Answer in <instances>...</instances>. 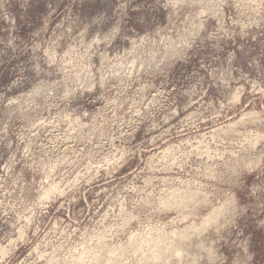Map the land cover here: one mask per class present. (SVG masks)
I'll list each match as a JSON object with an SVG mask.
<instances>
[{
	"label": "rangeland",
	"instance_id": "1",
	"mask_svg": "<svg viewBox=\"0 0 264 264\" xmlns=\"http://www.w3.org/2000/svg\"><path fill=\"white\" fill-rule=\"evenodd\" d=\"M193 225L180 264H264V0H0V264Z\"/></svg>",
	"mask_w": 264,
	"mask_h": 264
},
{
	"label": "bare ground",
	"instance_id": "2",
	"mask_svg": "<svg viewBox=\"0 0 264 264\" xmlns=\"http://www.w3.org/2000/svg\"><path fill=\"white\" fill-rule=\"evenodd\" d=\"M203 193V192H202ZM205 193V192H204ZM185 193H183L182 195H181V197H180V200H177V199H175L173 202H168V203H165V204H162L161 203V205H163V206H165L166 208L169 206V207H176V209L178 210V206L179 205H181L182 203H183V201L185 202V200H184V195ZM46 195V197L47 196H50L51 195V193H46L45 194ZM198 195V194H197ZM208 195V194H207ZM206 196V195H205ZM199 197V196H198ZM208 197V196H207ZM48 198V197H47ZM202 198H205V201H207L206 200V197H203L202 196ZM209 198V197H208ZM202 200V199H201ZM171 201V200H170ZM195 201V200H194ZM200 201V200H199ZM203 201V200H202ZM204 201V202H205ZM201 202V201H200ZM200 204V203H199ZM206 204H207V202H206ZM160 205V206H161ZM182 205H184V203L182 204ZM194 205V204H193ZM186 206H187V204H186ZM221 206V205H220ZM168 207V208H169ZM180 207V209H181V207L183 208L184 206H179ZM164 208V207H163ZM167 208V209H168ZM219 208V209H218ZM218 208H215V209H213L212 210V212L210 213V214H208V216L206 217V219L204 220V222L201 224V226L203 227V228H206L208 225L207 224H212L214 221L218 224V221H217V218L219 217V215H220V212H221V210H222V207H218ZM230 208V207H229ZM165 209V208H164ZM170 209V208H169ZM226 210L228 211V208H226ZM169 211V210H168ZM176 211V210H175ZM187 217V216H186ZM181 218H182V216H181ZM183 219V218H182ZM180 221H181V219H180ZM173 222V221H172ZM220 222V221H219ZM222 222V221H221ZM192 224H194V222H192ZM219 224H221V223H219ZM151 226V225H150ZM189 226V225H188ZM194 227L192 228V226H190L191 227V230L192 231H188L187 232V230L189 229L190 230V228L188 227L187 228V230H186V232L187 233H183L184 235H181L182 234V232L179 234V232H177V231H175V229L173 230V231H170L169 233H167L166 231H165V229L164 230H159V231H155V232H157L156 234H154V236L152 237V235L149 233V234H147L148 236H143L142 235V238H141V235H140V240L138 239L137 241H139V243L138 242H135L134 244H136V243H138V245H136V248L134 247V249H136L135 251V254H138V252L140 253V255L142 256V258H139L140 260H142V262H145L144 264H146L147 262H151V261H154L153 263H155L156 261H155V259H159V258H161V259H164L165 260V262H166V264H168L169 263V261H168V259H170V257H172V259L175 257V260L176 259H178V261L180 260L181 261V259L184 257V255L186 254L185 252H188V251H186V245L185 244H187V243H185V240H186V242L187 241H189L188 243H190L189 244V246L191 247L192 246V243L190 242V240H187L189 237L190 238H192L191 237V235L192 234H198V233H200L201 234V232H200V230H201V228L202 227H199V229H197V227L195 226V225H193ZM210 226V225H209ZM212 226V225H211ZM164 228V227H163ZM209 228H211V227H209ZM155 230V229H154ZM156 230H158V229H156ZM177 230V229H176ZM207 230V229H206ZM150 231H152V229L150 230ZM179 231V230H178ZM199 231V232H198ZM183 232H185V230L183 231ZM193 232V233H192ZM203 232H204V230H203ZM142 234V233H141ZM203 235V234H202ZM169 236H171V237H169ZM200 236V235H199ZM171 238V239H170ZM204 238V237H203ZM133 239V238H132ZM155 239V240H154ZM173 239V240H172ZM198 239V238H197ZM164 240H169L168 242V245L170 244H172V243H177V245L179 246V247H173V246H170V248H168V247H166L165 249H164V251H163V253H160V251H159V249H160V246H159V244L160 243H162ZM170 240H172V241H170ZM206 239L204 238V241H205ZM192 241V240H191ZM133 244V246H135ZM197 246V245H196ZM199 249V248H198ZM130 251H132V253H133V250H130ZM191 252V251H190ZM194 252H195V250H194ZM142 253V254H141ZM193 253V252H192ZM209 253V252H208ZM91 254V253H90ZM121 254V253H120ZM126 254V253H125ZM127 254H128V252H127ZM129 254H130V252H129ZM134 254V253H133ZM134 254V255H135ZM187 254H190V253H187ZM117 255H118V253H117ZM139 255V254H138ZM138 255H136V256H138ZM139 255V256H140ZM84 256V255H83ZM90 256V255H89ZM130 256H131V254H130ZM191 256V255H190ZM80 257H82V256H80ZM79 257V258H80ZM86 257H88V256H86ZM113 257H114V259H113ZM124 257H126V258H124ZM132 257H133V255H132ZM185 257H186V255H185ZM188 257H189V255H188ZM93 258V259H92ZM92 258H91V260H94L95 262H100V260L102 259V257L100 256V255H92ZM109 258V261H111L112 262V259L113 260H115V259H117L116 258V256L112 253L111 254V256L110 257H108ZM120 260H122V262L119 260V262H120V264L122 263L123 264V262H125L126 261V263H127V256H124V254L122 253V255H121V257L119 256L118 257ZM125 259V261H123L124 259ZM191 258V257H190ZM194 258V257H193ZM88 259V258H87ZM87 259H84V258H80L77 262H76V264H84L85 263V260H87ZM130 259V264H131V258H129ZM128 259V260H129ZM134 259H136V257L134 258ZM133 259V260H134ZM138 259V258H137ZM138 259V260H139ZM187 259V258H186ZM132 260V261H133ZM138 260H136V261H138ZM171 260V259H170ZM193 260V259H192ZM109 261L106 263V264H111V263H109ZM174 261V260H173ZM177 261V260H176ZM180 261H179V264H180ZM93 262V261H92ZM135 261H133V263H134ZM140 263H141V261H139ZM191 262V261H190ZM115 263V262H114ZM126 263H124V264H126ZM129 263V262H128ZM132 263V264H133ZM136 264L138 263V262H135ZM134 263V264H135ZM164 262H162V264H163ZM192 263H193V261H192ZM142 264V263H141ZM148 264H150V263H148ZM156 264V263H155ZM170 264V263H169ZM172 264H174V263H172Z\"/></svg>",
	"mask_w": 264,
	"mask_h": 264
}]
</instances>
